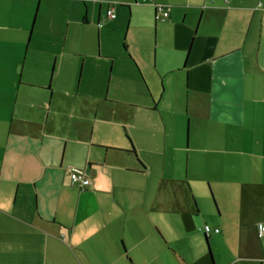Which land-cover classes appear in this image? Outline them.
I'll return each instance as SVG.
<instances>
[{"label": "crops", "instance_id": "obj_1", "mask_svg": "<svg viewBox=\"0 0 264 264\" xmlns=\"http://www.w3.org/2000/svg\"><path fill=\"white\" fill-rule=\"evenodd\" d=\"M49 1L0 0V264H264V0H153L166 19L141 0H79L65 17ZM78 55L110 65L103 101L130 115L135 73L154 109L181 75L184 140L115 112L55 134L53 118L86 112L49 89Z\"/></svg>", "mask_w": 264, "mask_h": 264}, {"label": "rangeland", "instance_id": "obj_2", "mask_svg": "<svg viewBox=\"0 0 264 264\" xmlns=\"http://www.w3.org/2000/svg\"><path fill=\"white\" fill-rule=\"evenodd\" d=\"M46 3V2H43ZM44 5V4H43ZM42 5V7H43ZM90 4L79 2V0L73 1H66V0H50L47 4L49 11H53L54 13H58V15L65 14H72L76 15L79 13V10L83 12L84 7H88ZM36 10V6H34V12ZM33 12V15H34ZM67 24V23H66ZM65 24V26H66ZM70 27V26H69ZM68 48H66L67 50ZM94 48V55L95 50ZM69 50V49H68ZM89 51V50H84ZM96 56L89 57L83 59L81 55L74 56V57H66L64 58L62 64V70L59 74L52 73L50 87L49 89L54 91V97L60 98L63 92L71 91L72 93H76V102L71 98L68 101V109H72L74 103L77 106H81L85 114H78L79 116L76 117V113L74 114L75 117L70 119L67 117V113H64L61 116H57L52 119L55 120V134H74L76 125L78 121L85 118L87 123L92 122L93 115H97L102 119L106 120L107 116L112 115V112H115V116L119 114H126L129 119L137 120H146L151 117L153 119H163V122L166 125V133L167 136L170 134L169 131L173 129V125L175 126V130L177 133L180 132V138L183 136V140L185 137V129L187 123V116H186V96L184 93L183 88V78L181 75L180 83H177V75L172 76L170 79L165 80L164 85H166L167 90L164 91L162 96V100L158 103L157 108L154 109L155 102L151 99V93L149 88L147 90L146 83L143 77L139 74H134L135 80L139 85L141 94L134 95V103L138 104V109H134L132 115L124 112V108H122L121 104L119 103H108L109 101L105 100L106 90L109 87V80H110V65L105 64V62H97L95 60ZM36 64L34 63V66ZM98 66L104 67V71L101 72L98 69ZM51 67V65H50ZM58 67V64L56 65ZM19 68V66H18ZM51 68H49L50 70ZM54 72V67H53ZM21 73V72H20ZM24 73V75H23ZM21 73L23 76L24 82H32L31 84H35L37 86H44L47 87L48 80L47 76L42 78L36 77V75L32 74L30 78H25V71ZM121 80L118 78L114 80L112 79V87L117 84L118 88L124 87L126 85L125 81H122L123 84L120 85ZM156 86L161 88L159 82L156 83ZM142 91L144 95L142 96ZM150 94V95H149ZM83 96V97H81ZM100 99V101H99ZM65 100V99H64ZM73 100V101H72ZM143 109H150L153 112H148L147 110ZM152 113V115H151ZM51 121V122H52ZM54 127L52 123H50ZM62 126V127H61ZM52 127V130L54 128ZM60 128V129H59ZM59 129V130H57ZM77 130V129H76ZM161 137L164 136L160 134ZM60 145V142L59 144ZM184 158V157H183Z\"/></svg>", "mask_w": 264, "mask_h": 264}, {"label": "built area", "instance_id": "obj_3", "mask_svg": "<svg viewBox=\"0 0 264 264\" xmlns=\"http://www.w3.org/2000/svg\"><path fill=\"white\" fill-rule=\"evenodd\" d=\"M82 1H86V0H82ZM141 2L142 3H147V4L152 5L154 7L155 12H157V14L155 16L156 19H159V18L166 19V18L169 17L170 7L161 6V4L160 5H155L153 3V0H141ZM106 16L109 19H114L115 15H114V12H113V10L111 8L107 9ZM69 178H70L71 184L72 185L74 184L80 190L86 189L89 186V184H90L89 178L82 171H77V170L70 171ZM204 231H205L206 236H208L211 232L212 233H218L217 229L210 230L209 227H205V226H204ZM256 233H257V236L259 238L264 236V225L262 223H259L257 225Z\"/></svg>", "mask_w": 264, "mask_h": 264}]
</instances>
